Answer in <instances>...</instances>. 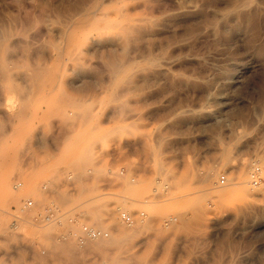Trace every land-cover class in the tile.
<instances>
[{
	"label": "rangeland",
	"instance_id": "rangeland-1",
	"mask_svg": "<svg viewBox=\"0 0 264 264\" xmlns=\"http://www.w3.org/2000/svg\"><path fill=\"white\" fill-rule=\"evenodd\" d=\"M0 185V264H264V0H0Z\"/></svg>",
	"mask_w": 264,
	"mask_h": 264
},
{
	"label": "built area",
	"instance_id": "built-area-1",
	"mask_svg": "<svg viewBox=\"0 0 264 264\" xmlns=\"http://www.w3.org/2000/svg\"><path fill=\"white\" fill-rule=\"evenodd\" d=\"M257 170L258 169L256 168L251 173V180L254 185L257 184L259 179ZM119 172L122 174L124 169L121 168ZM218 183L220 185L226 183V177L224 174L219 175ZM14 184L15 188H18L22 183L16 182ZM32 211L34 213L30 216L29 213ZM10 216L11 221L9 226L11 230H16L19 223L23 221L25 217L31 219L33 225H55L57 227L66 225L68 226V230L60 232L56 236V239L58 241H73L79 247L85 246L89 241L109 236L108 230L83 221L79 215H70L62 211V209L53 201L40 207L31 198H26L22 201L19 207L13 209ZM120 218L126 225L134 223V217L124 211L120 212Z\"/></svg>",
	"mask_w": 264,
	"mask_h": 264
},
{
	"label": "bare ground",
	"instance_id": "bare-ground-1",
	"mask_svg": "<svg viewBox=\"0 0 264 264\" xmlns=\"http://www.w3.org/2000/svg\"><path fill=\"white\" fill-rule=\"evenodd\" d=\"M124 32V31H123ZM207 180V179H206ZM244 184V183H243ZM1 186V185H0ZM14 187V186H13ZM3 189V188H2ZM1 189V190H2ZM12 195V194H11ZM94 215V214H93ZM107 216H108V214H107ZM111 216V215H110ZM95 218V217H94ZM110 219V218H109ZM97 221V220H96ZM133 224V223H132ZM135 230H137V229H135ZM125 232H126V230H125ZM128 232V231H127ZM122 233V232H121ZM124 233V232H123ZM107 238V237H106ZM99 239H104V238H99ZM99 239H96V240H99ZM125 241V239L122 237V238H120V239H115L114 240V243H120V244H123V242L122 241ZM95 241V240H94ZM106 241V240H105ZM122 242V243H121ZM64 247V246H63ZM70 255V254H69Z\"/></svg>",
	"mask_w": 264,
	"mask_h": 264
}]
</instances>
